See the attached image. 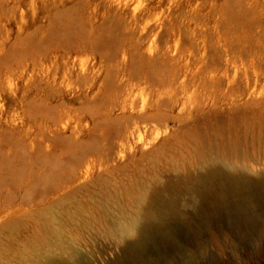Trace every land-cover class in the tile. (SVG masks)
<instances>
[{
	"label": "rangeland",
	"instance_id": "1",
	"mask_svg": "<svg viewBox=\"0 0 264 264\" xmlns=\"http://www.w3.org/2000/svg\"><path fill=\"white\" fill-rule=\"evenodd\" d=\"M236 117L250 118L242 149L258 177L264 0H0V264L59 254L54 230L95 264L121 259L88 221L162 153L202 164L185 131ZM180 200L183 264H264V203L240 223Z\"/></svg>",
	"mask_w": 264,
	"mask_h": 264
},
{
	"label": "bare ground",
	"instance_id": "2",
	"mask_svg": "<svg viewBox=\"0 0 264 264\" xmlns=\"http://www.w3.org/2000/svg\"><path fill=\"white\" fill-rule=\"evenodd\" d=\"M83 75L85 78L86 74ZM249 120V117H236L231 124L219 120L218 124L215 121L205 130L196 129L195 133L191 128L189 131L185 128L186 138L202 146V164H178V160L181 161L177 157L179 154L162 153L161 148L166 142L154 147L151 155L154 151L162 153V164H147L142 180L128 187H119L122 201L116 210L97 211V216L88 221L90 228L97 221L103 228L99 235L109 236L115 244L122 245L121 259L112 264H160L150 256V249L160 251L169 264H183L184 247L179 240L180 232L183 233V203L180 200L183 192L208 200L209 214L226 216L229 221L236 217L240 223L247 222L254 211L253 205L264 203V172L255 178L248 174L252 159L242 149L240 132L243 126L249 130ZM254 120L260 124V133L257 142L253 139L249 144L253 148L257 147L256 143L264 147L262 118ZM217 139L220 140L218 145ZM177 145L183 149V140H176L173 146ZM237 164H241L242 170L236 169ZM194 166L201 169L197 174L192 172ZM143 203H146L144 208ZM52 222L54 224L56 219ZM53 233L60 240L56 249L59 254L45 256L41 264H95L76 249L77 242L65 244L62 241L63 231L54 230Z\"/></svg>",
	"mask_w": 264,
	"mask_h": 264
}]
</instances>
